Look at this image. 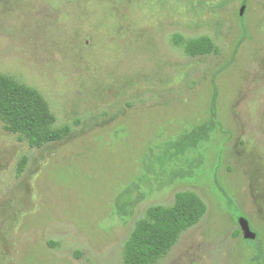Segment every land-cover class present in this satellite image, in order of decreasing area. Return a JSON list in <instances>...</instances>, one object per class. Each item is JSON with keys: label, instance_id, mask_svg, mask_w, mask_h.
Returning <instances> with one entry per match:
<instances>
[{"label": "rangeland", "instance_id": "rangeland-1", "mask_svg": "<svg viewBox=\"0 0 264 264\" xmlns=\"http://www.w3.org/2000/svg\"><path fill=\"white\" fill-rule=\"evenodd\" d=\"M177 34L209 37L220 53L191 57ZM0 74L38 90L55 128L73 126L37 149L0 121V264H125L137 224L186 191L207 212L156 264H257L264 0H0ZM215 87L217 128L197 175L125 193L133 214L118 217L149 149L207 121ZM238 211L258 241L242 239Z\"/></svg>", "mask_w": 264, "mask_h": 264}, {"label": "trees", "instance_id": "trees-1", "mask_svg": "<svg viewBox=\"0 0 264 264\" xmlns=\"http://www.w3.org/2000/svg\"><path fill=\"white\" fill-rule=\"evenodd\" d=\"M174 43L191 57L220 53L219 47L206 36L186 39L177 34L174 36ZM234 57L235 55L233 59ZM218 94L215 87L210 103V118L207 121L149 149L142 161L143 173L116 199L113 208L118 217L127 221L133 214L135 201L126 200L125 193L138 190L141 185H151L152 181L160 188H165L178 180L197 175L204 161L199 150L205 142L210 141L217 128ZM0 121L7 132L17 134L30 148L42 149L49 144L61 142L73 132L71 124L55 128L56 119L38 90L2 74H0ZM26 164L27 159H24L19 165V173L24 172ZM206 212V205L192 191L178 193L172 207L150 209L148 213L150 220L139 222L125 243L124 263L156 264L170 253L186 231L199 224ZM233 216L237 223L241 219H247L239 211L238 216ZM256 234L258 241L259 234ZM242 239H245L244 236ZM245 240L249 243L255 241ZM259 241L254 260L257 264H264V250L261 239Z\"/></svg>", "mask_w": 264, "mask_h": 264}, {"label": "water", "instance_id": "water-1", "mask_svg": "<svg viewBox=\"0 0 264 264\" xmlns=\"http://www.w3.org/2000/svg\"><path fill=\"white\" fill-rule=\"evenodd\" d=\"M245 5H243L242 9H241V15L243 14L244 10H245ZM240 226L243 230L244 233V238L248 239V240H256L257 238V234L255 231L252 230L250 222L247 219H241L239 221Z\"/></svg>", "mask_w": 264, "mask_h": 264}]
</instances>
